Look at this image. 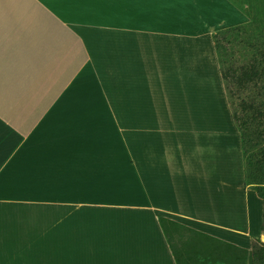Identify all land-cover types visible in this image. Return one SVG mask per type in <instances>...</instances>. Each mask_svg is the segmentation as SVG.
Returning <instances> with one entry per match:
<instances>
[{"label": "crops", "instance_id": "1", "mask_svg": "<svg viewBox=\"0 0 264 264\" xmlns=\"http://www.w3.org/2000/svg\"><path fill=\"white\" fill-rule=\"evenodd\" d=\"M245 20L0 0V264H255L264 203L213 38Z\"/></svg>", "mask_w": 264, "mask_h": 264}, {"label": "trees", "instance_id": "2", "mask_svg": "<svg viewBox=\"0 0 264 264\" xmlns=\"http://www.w3.org/2000/svg\"><path fill=\"white\" fill-rule=\"evenodd\" d=\"M254 10L256 14H251L246 24L226 29L222 38L214 37V41L227 99L242 137L246 184L264 203V177L257 180L256 174L253 175L259 168L264 169V0H257L254 8L251 3L249 11ZM244 38H251L253 46H241ZM221 40L240 44L237 52L244 53L248 61L234 64V55L220 47ZM262 232L264 234V215ZM253 256L255 264H264L263 240L254 243Z\"/></svg>", "mask_w": 264, "mask_h": 264}, {"label": "rangeland", "instance_id": "3", "mask_svg": "<svg viewBox=\"0 0 264 264\" xmlns=\"http://www.w3.org/2000/svg\"><path fill=\"white\" fill-rule=\"evenodd\" d=\"M103 1H106V0H103ZM229 1L231 2L232 7H234L236 9L238 15H241L242 16V19H246L245 20L246 22H244L245 24L250 20L251 14H253V15L256 14V10L249 11V8H250V4L251 3H252V8H254L255 7V2L257 0H252V1H250V0H229ZM106 7H107V4L104 3V12L106 10ZM105 17H106V15H105ZM230 19L232 21H236L237 20V18L234 17V16H231ZM225 30L226 29L218 30L213 35V38L214 37L215 38L218 37V39L222 38L220 36H221V34L224 33ZM222 41L223 40H221L220 47L225 48V49L229 50L230 52H232V54L234 55V58H233L234 59L233 60V63L234 64H242V63L248 61V57L244 53L242 54L241 52H237L238 49H240V48H237V47L240 46V44L239 45H238V43H236V44H229L226 41L225 42H222ZM241 46H243V47H252L253 46L252 39L251 38H244V42L241 43ZM251 149L254 150L253 145H251ZM256 159H257V157H256ZM254 174H256L255 175V179H257V180H258V178H259V180L260 179H263V177H264V169L259 168V170H256V172L255 171L253 172V175ZM263 241H264V238H263Z\"/></svg>", "mask_w": 264, "mask_h": 264}]
</instances>
